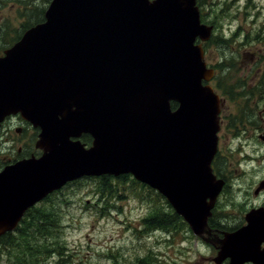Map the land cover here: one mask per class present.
Returning a JSON list of instances; mask_svg holds the SVG:
<instances>
[{"label": "water", "instance_id": "obj_1", "mask_svg": "<svg viewBox=\"0 0 264 264\" xmlns=\"http://www.w3.org/2000/svg\"><path fill=\"white\" fill-rule=\"evenodd\" d=\"M213 29L197 0H52L0 56V124L20 112L43 150L0 175V232L68 182L132 174L203 237L221 188L220 98L203 84Z\"/></svg>", "mask_w": 264, "mask_h": 264}, {"label": "rangeland", "instance_id": "obj_2", "mask_svg": "<svg viewBox=\"0 0 264 264\" xmlns=\"http://www.w3.org/2000/svg\"><path fill=\"white\" fill-rule=\"evenodd\" d=\"M50 1L0 0V45L7 48L25 29L41 22ZM205 1L202 18L215 26L207 42V61L215 67L224 49L233 57L228 65L238 71H232L238 79L250 72L261 73L264 0ZM243 40H249V44ZM237 44L244 46V58H240V49L233 55L231 48ZM228 74L225 82L231 87L237 80ZM107 177L109 191L103 176H92L70 182L45 199L26 222L29 232L0 242V264H204L205 253L216 255L215 249L205 248L187 222L183 228H176L175 223L166 228L149 225L159 205L169 210L166 197L160 200L149 186L134 188L132 176L124 180ZM40 246L48 252H41ZM163 260L168 262L161 263Z\"/></svg>", "mask_w": 264, "mask_h": 264}, {"label": "flooded vegetation", "instance_id": "obj_3", "mask_svg": "<svg viewBox=\"0 0 264 264\" xmlns=\"http://www.w3.org/2000/svg\"><path fill=\"white\" fill-rule=\"evenodd\" d=\"M242 42L249 44V40ZM243 47L237 44L231 48L233 55L239 54L240 49V58H244ZM7 48L0 45V56ZM221 50L216 77L203 81L204 85L210 83L220 98L218 148L210 166L221 188L210 208L206 231L198 238L205 248L216 251L215 256L205 253L204 264H264V68L258 75L250 72L246 78L238 79V74L232 72L234 66L228 65L233 57ZM228 73L237 80L231 87L225 82ZM40 132V127L20 112L5 117L0 124V175L22 160L42 156L43 150L37 147ZM59 192L54 191L26 208L15 228L0 232V242L11 235L29 232L27 220L45 199ZM231 238H235L233 246L225 252L223 247L228 246ZM155 254L158 258L157 251Z\"/></svg>", "mask_w": 264, "mask_h": 264}, {"label": "trees", "instance_id": "obj_4", "mask_svg": "<svg viewBox=\"0 0 264 264\" xmlns=\"http://www.w3.org/2000/svg\"><path fill=\"white\" fill-rule=\"evenodd\" d=\"M206 1L205 0H198V4L200 5L201 7V10H203V5ZM203 17V16H202ZM203 21H205L203 19ZM209 44V42H208ZM173 106L176 107L177 106V103L173 102ZM83 140L90 144L91 141H92V137L90 135H84L83 137ZM128 176H132L131 174H122L118 177L121 178V180H124L125 178H127ZM103 179H102V182L105 184V188L109 191L110 190V187L109 185L106 183V179L108 178L107 175H103ZM130 183H131V186H133L134 188L137 186V185H141V187H145V186H148L142 182H139L138 180H136L133 176L131 177L130 179ZM155 190V189H154ZM157 196L159 197V199H166L159 191L155 190ZM151 199H152V203H154V197L151 196ZM168 204L167 207L169 208V210L167 211L165 209L166 206L164 205H159L158 208L154 211L153 213V217L149 220V225H152V226H155L157 228H166V227H169V225H171L172 223H175L176 224V228H183L184 225H186V222L184 221L183 217H181L175 210L174 208L171 206V204L169 203H166ZM172 211V212H171ZM32 240H33V236H31ZM30 248L33 247L32 246V242L30 241ZM41 250V252L44 250L48 252V248L47 249H44L43 246H40L39 248Z\"/></svg>", "mask_w": 264, "mask_h": 264}]
</instances>
